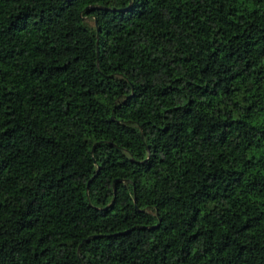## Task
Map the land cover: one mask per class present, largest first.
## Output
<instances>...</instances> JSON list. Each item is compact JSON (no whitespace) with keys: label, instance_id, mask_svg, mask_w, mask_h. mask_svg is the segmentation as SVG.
Segmentation results:
<instances>
[{"label":"trees","instance_id":"1","mask_svg":"<svg viewBox=\"0 0 264 264\" xmlns=\"http://www.w3.org/2000/svg\"><path fill=\"white\" fill-rule=\"evenodd\" d=\"M0 264H264V0H0Z\"/></svg>","mask_w":264,"mask_h":264},{"label":"water","instance_id":"2","mask_svg":"<svg viewBox=\"0 0 264 264\" xmlns=\"http://www.w3.org/2000/svg\"><path fill=\"white\" fill-rule=\"evenodd\" d=\"M68 1H71V0H68ZM94 179H95V177H94V178H92V180L89 182V186H90V184L92 183V181H93ZM116 183H117V182H115V185H116ZM115 185H114V187H115ZM89 186H88V187H89ZM136 209L138 210V208H137V207H136Z\"/></svg>","mask_w":264,"mask_h":264}]
</instances>
